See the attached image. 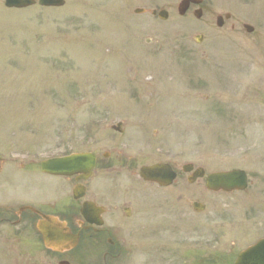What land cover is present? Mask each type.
<instances>
[{"label":"rangeland","instance_id":"1","mask_svg":"<svg viewBox=\"0 0 264 264\" xmlns=\"http://www.w3.org/2000/svg\"><path fill=\"white\" fill-rule=\"evenodd\" d=\"M72 4L73 1L68 2L65 8L57 10L39 7L7 10L4 0H0V146L3 150L34 149L35 155L43 160L60 153L56 147H61L64 140L57 136L70 139L72 150L82 151L88 139L101 141L110 135L105 126H110L109 120L129 124L131 104L139 103L140 96L127 90L133 86L128 82L132 74L124 73L121 61L127 57L126 45L138 47L131 45L137 44L132 39L134 32L141 35L143 45L145 38L153 39L155 44L142 49L151 53L150 62L160 73L154 77L158 81L163 78L166 91L179 92V120L183 123L179 126V156L182 160L206 162L208 167L211 163L221 164L223 169L243 168L250 174L251 185L264 183V159L259 158L264 152V108L249 110L252 118L263 120L259 125L252 120L244 125L230 114L229 120L217 112L229 103L236 109L246 99L257 103L263 99L264 94L247 92L238 85L233 88L236 94L229 95L221 80L226 75L222 72L264 74V0H247L235 7L234 12L241 21L235 32L226 31L229 35L224 36V31L216 30L207 36L211 38L210 43L226 44L215 46L213 54L202 62L211 74H195L191 66L189 69L179 63V82L175 78L166 79L177 72L175 61L167 53L170 48L179 45L193 65L200 61L203 53L194 51L193 43L190 46L186 43L192 42L191 38L197 33L189 27H196V23L187 21L194 19L192 16L187 20L174 16L165 22H155L149 17L131 19L115 30L112 42H107V26L97 23L82 6L73 10ZM133 22L147 25L148 29L140 33ZM242 23L253 26L255 33L246 34ZM36 36L39 42H33ZM35 44L46 47L31 46ZM159 45L167 52L164 50V55L157 60L155 52ZM100 47L116 51L113 57L109 54L104 57L108 62H100L103 66L97 59ZM62 54L69 57L62 60ZM216 69L217 74H212ZM148 75L138 74L137 80L140 78L139 82L147 84L143 78ZM196 79L202 87L196 88L199 85ZM144 101L148 102L142 95L141 102ZM244 105L248 106L249 102ZM226 151L237 154L226 157L220 154ZM213 152L217 154L211 155ZM179 254V264H194V255H187L184 247ZM166 262L174 260L166 259Z\"/></svg>","mask_w":264,"mask_h":264},{"label":"flooded vegetation","instance_id":"2","mask_svg":"<svg viewBox=\"0 0 264 264\" xmlns=\"http://www.w3.org/2000/svg\"><path fill=\"white\" fill-rule=\"evenodd\" d=\"M71 1L107 26V42H112L116 26L125 19H158L161 12L173 16L185 0ZM197 1L201 3L197 5ZM230 5L231 0H193L185 17L200 11L196 20L200 32L209 35L218 29L226 35L240 24L228 13ZM216 24L220 28L216 29ZM177 38L179 43V35ZM170 49L179 64L182 48L178 45ZM108 52L116 53L113 48ZM125 67L127 74L152 71V66L144 65L137 54L126 60ZM260 84L261 78L253 85L258 89ZM242 85H248L246 74ZM154 116L148 109L145 123L136 126L139 130L100 141L95 151L96 167L89 179L83 174L44 172L41 161L33 157L34 149L13 152L0 146V264H179L183 236H195L207 255L203 262L230 264L221 256H232L241 248L235 230L242 233L249 228L264 234V183H253L251 191L239 199L238 194L210 192L198 181L179 191V177L190 180L208 167L205 163L179 161V142L171 143L173 131L179 134V108L177 119ZM152 122H156L155 128L147 134ZM156 164H165L175 173L171 187L141 179V169ZM56 233L67 238L66 246H72L77 238V246L69 251L51 250L44 239ZM214 253L220 256L211 258ZM168 255L175 256L176 261L167 263Z\"/></svg>","mask_w":264,"mask_h":264},{"label":"water","instance_id":"3","mask_svg":"<svg viewBox=\"0 0 264 264\" xmlns=\"http://www.w3.org/2000/svg\"><path fill=\"white\" fill-rule=\"evenodd\" d=\"M34 0H7V7L25 8L34 5ZM40 4L43 6H61L63 2L61 0H40ZM90 156H73L71 158L58 159L48 161L43 164L45 169L55 171L56 173H69L74 172L73 169L77 167L86 168L89 167L88 163L90 161ZM92 161L90 167H92ZM239 173H231L218 175L216 177H211L209 183L211 186L216 188L226 187L234 188L240 187L236 184V177ZM57 247V245H55ZM236 264H264V241L257 244L256 246L249 249L247 252L243 253Z\"/></svg>","mask_w":264,"mask_h":264}]
</instances>
